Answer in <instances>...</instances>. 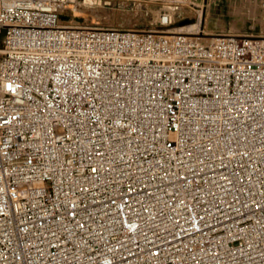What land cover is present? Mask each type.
<instances>
[{"label": "built area", "instance_id": "2783aa9c", "mask_svg": "<svg viewBox=\"0 0 264 264\" xmlns=\"http://www.w3.org/2000/svg\"><path fill=\"white\" fill-rule=\"evenodd\" d=\"M79 1L0 0V264H264V38Z\"/></svg>", "mask_w": 264, "mask_h": 264}, {"label": "rangeland", "instance_id": "374dc122", "mask_svg": "<svg viewBox=\"0 0 264 264\" xmlns=\"http://www.w3.org/2000/svg\"><path fill=\"white\" fill-rule=\"evenodd\" d=\"M82 2V1H79ZM102 1L94 6H72L64 11L62 24L81 28L118 30L156 29L159 5L133 1ZM198 4V5H197ZM78 2L76 3V6ZM201 6V7H200ZM74 8V10H76ZM170 32L210 36L216 33L264 35V0H197L178 13ZM205 42L208 37H200Z\"/></svg>", "mask_w": 264, "mask_h": 264}, {"label": "bare ground", "instance_id": "6f19581e", "mask_svg": "<svg viewBox=\"0 0 264 264\" xmlns=\"http://www.w3.org/2000/svg\"><path fill=\"white\" fill-rule=\"evenodd\" d=\"M95 3H99V2H93V1H87V0H85V1H82V2H78V5L76 6L75 5V7H80V6H94L95 5ZM198 5V4H197ZM74 7V8H75ZM201 7V6H200ZM74 8H72V7H69V8H67L66 9V11L68 10V9H70V11H72V14H73V18L77 21V18L75 17V15H74V11H77L78 10V8L76 9V10H74ZM63 14V13H62ZM61 18H63V16L61 15ZM62 24V23H61ZM62 25H67V26H70V25H68V24H65V23H63ZM78 28H80V29H91V28H81V27H78ZM168 33H177V32H168ZM179 33V32H178ZM186 34V33H185ZM187 35H194V34H189V33H187ZM260 37H262V38H264V36L263 35H261ZM204 41V40H203Z\"/></svg>", "mask_w": 264, "mask_h": 264}]
</instances>
